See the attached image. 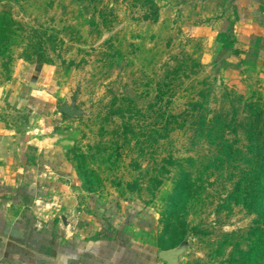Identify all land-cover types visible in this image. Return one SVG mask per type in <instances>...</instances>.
<instances>
[{
  "label": "rangeland",
  "instance_id": "obj_1",
  "mask_svg": "<svg viewBox=\"0 0 264 264\" xmlns=\"http://www.w3.org/2000/svg\"><path fill=\"white\" fill-rule=\"evenodd\" d=\"M181 1L0 0V134L63 149L83 197L150 211L176 264H264V83L214 68ZM43 66L46 108L4 99Z\"/></svg>",
  "mask_w": 264,
  "mask_h": 264
},
{
  "label": "crops",
  "instance_id": "obj_2",
  "mask_svg": "<svg viewBox=\"0 0 264 264\" xmlns=\"http://www.w3.org/2000/svg\"><path fill=\"white\" fill-rule=\"evenodd\" d=\"M211 42L213 67L256 70L264 83V0H182ZM31 72V71H30ZM30 74V73H28ZM50 69L2 91L16 109L46 108ZM70 160L48 140L0 134V264H167L148 236L155 216L113 198L80 195ZM64 221L70 226L64 227Z\"/></svg>",
  "mask_w": 264,
  "mask_h": 264
},
{
  "label": "trees",
  "instance_id": "obj_3",
  "mask_svg": "<svg viewBox=\"0 0 264 264\" xmlns=\"http://www.w3.org/2000/svg\"><path fill=\"white\" fill-rule=\"evenodd\" d=\"M192 107L194 108V109H192L193 112L199 110V108H196L197 107V104H193ZM189 116L191 117V116H193V114L192 115H189ZM194 126H196L197 128H200L199 130H200L201 133L203 132V130H202V126L203 125L195 124ZM209 130H211V128ZM197 132H198V130H197ZM195 133H196V131H195ZM177 160H179V159H177ZM183 160L184 161H189L188 158L183 159ZM170 163L171 164H175L176 167L178 168V171H177L178 174H177V177H176V180H175V183H176L175 184V189L178 190V195L177 196L180 197V196L187 195V193L190 191V189H192L194 187V183L192 182V179H191V172H187L188 171L187 167H184L181 164L180 161H177L176 162L173 159V157H171ZM170 200L171 201H174L176 199L174 197V200L173 199H170Z\"/></svg>",
  "mask_w": 264,
  "mask_h": 264
},
{
  "label": "water",
  "instance_id": "obj_4",
  "mask_svg": "<svg viewBox=\"0 0 264 264\" xmlns=\"http://www.w3.org/2000/svg\"><path fill=\"white\" fill-rule=\"evenodd\" d=\"M67 221H64V217H63V225L64 227L67 226ZM177 254L178 251L175 249H170V250H166V251H161L159 253V257L162 261L166 262L167 264H176L177 263Z\"/></svg>",
  "mask_w": 264,
  "mask_h": 264
}]
</instances>
